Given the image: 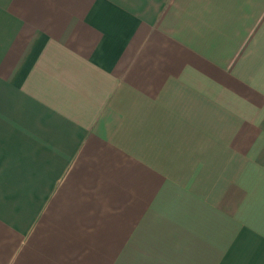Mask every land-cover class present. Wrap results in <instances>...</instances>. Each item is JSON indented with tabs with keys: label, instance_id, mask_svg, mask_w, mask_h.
I'll return each mask as SVG.
<instances>
[{
	"label": "crops",
	"instance_id": "1",
	"mask_svg": "<svg viewBox=\"0 0 264 264\" xmlns=\"http://www.w3.org/2000/svg\"><path fill=\"white\" fill-rule=\"evenodd\" d=\"M0 264H264V0H0Z\"/></svg>",
	"mask_w": 264,
	"mask_h": 264
}]
</instances>
